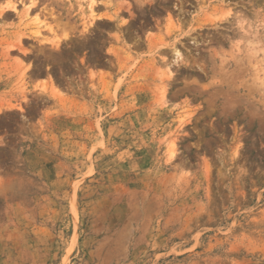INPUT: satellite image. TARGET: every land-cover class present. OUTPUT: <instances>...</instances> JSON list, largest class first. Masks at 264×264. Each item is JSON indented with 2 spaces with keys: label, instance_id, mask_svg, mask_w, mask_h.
<instances>
[{
  "label": "rangeland",
  "instance_id": "1",
  "mask_svg": "<svg viewBox=\"0 0 264 264\" xmlns=\"http://www.w3.org/2000/svg\"><path fill=\"white\" fill-rule=\"evenodd\" d=\"M94 11L0 0V264H264V0Z\"/></svg>",
  "mask_w": 264,
  "mask_h": 264
},
{
  "label": "bare ground",
  "instance_id": "2",
  "mask_svg": "<svg viewBox=\"0 0 264 264\" xmlns=\"http://www.w3.org/2000/svg\"><path fill=\"white\" fill-rule=\"evenodd\" d=\"M95 2H96V0H87V4H88V9H89V15L90 16H92L93 17V15H94V5H95ZM31 4L32 3H30V2H28V3H25L24 5H25V9H24V17H28L29 15H30V12L32 13V11H31ZM30 18H32V20H33V22H38V15L37 14H34L32 17H30ZM35 32H36V34L37 35H41L42 33H41V30H40V28H39V26H36L35 27ZM257 51V50H256ZM173 145H174V143L172 142L171 143V146H170V149H169V153H170V155L172 156L173 155V153H174V149H173Z\"/></svg>",
  "mask_w": 264,
  "mask_h": 264
}]
</instances>
